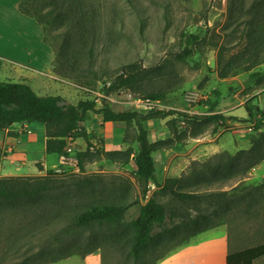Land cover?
<instances>
[{
  "label": "trees",
  "instance_id": "16d2710c",
  "mask_svg": "<svg viewBox=\"0 0 264 264\" xmlns=\"http://www.w3.org/2000/svg\"><path fill=\"white\" fill-rule=\"evenodd\" d=\"M20 15L36 22L42 32V40H57L75 33L72 45L64 40L53 53L55 72L68 79H86L96 77V58L98 42L103 38L97 31L100 29L101 13L95 0H20L17 5ZM227 22L222 38L214 33L185 35L182 50L175 58L182 62L200 52V47L208 45L216 50V73L219 79H226L238 70L250 73L264 64V0H228ZM60 31V32H59ZM58 32V33H57ZM57 34V35H56ZM53 35V38H50ZM221 39V42L218 41ZM65 61V62H63ZM66 65H64V64ZM145 71L134 73L125 71L114 79L106 89V94L121 88H132L145 78ZM143 76V77H142ZM245 86L263 87L264 70L251 72ZM151 101H159L163 94L146 95ZM208 112L212 113L216 103H205ZM248 116L256 119L255 128L264 127V109L245 106ZM101 116V125L109 123L124 124L123 144L136 145L133 155L135 170L129 177L120 175H77L74 173L55 174L49 172L40 177H7L0 178V229L14 222L15 231H9L12 246L21 252L14 264H55L72 256L84 258L97 253L98 246L90 245L83 250L86 241L76 237L79 231H88L96 226L111 225L113 233L125 235L121 247L130 245L132 254L144 258L138 253L158 236L154 229H161L166 222L173 221V215L158 202L163 194L168 193L179 203L199 202L208 190L223 188L232 181H241L256 166L264 161V132L250 139V149L239 151L233 156L226 152L216 154L212 160L193 163L187 173L179 177L166 178L160 183L156 177L153 155L162 150H172L176 146L186 145L189 140H197L205 126L225 124L227 119L219 114L205 117H188L173 111L151 110L145 114L136 110L114 112L103 104L96 107L93 101L80 100L76 104L68 103L60 96H39L25 83L0 82V131L9 130L16 123H39L44 128L46 154L64 156L69 141L82 139L84 150L75 153L76 168L84 173L88 165L101 159L121 166L129 163L132 149L125 151H106L97 144L89 142L84 128L92 115ZM184 119L192 125L191 133L183 135L174 121H167L168 136L152 141L149 138L147 123L172 117ZM169 120V119H168ZM234 120V119H229ZM130 129L134 130L129 136ZM212 130L211 135H214ZM7 136H12L7 132ZM156 188L151 197L145 200L149 187ZM138 189V197L135 196ZM264 187L254 188L241 193L239 198L247 209L251 208L254 198H263ZM246 190V189H242ZM227 192H217L214 197L226 196ZM230 194V192H229ZM141 201L144 203L141 204ZM221 204V203H220ZM132 210L136 215L132 218ZM129 217V231L122 230V220ZM206 219L199 215L192 222H182L173 230L164 231L173 234L174 243L164 253L154 259L156 264L172 250L186 244L190 238L217 226L197 225ZM192 228V229H190ZM181 233L184 237L176 240ZM42 239H44L42 241ZM102 242L107 243L105 235ZM42 241V242H41ZM35 243H40L35 249ZM159 247V245H157ZM155 248V247H154ZM154 249H149V254ZM264 256V244L238 252H231L225 264H252Z\"/></svg>",
  "mask_w": 264,
  "mask_h": 264
},
{
  "label": "rangeland",
  "instance_id": "374dc122",
  "mask_svg": "<svg viewBox=\"0 0 264 264\" xmlns=\"http://www.w3.org/2000/svg\"><path fill=\"white\" fill-rule=\"evenodd\" d=\"M95 5L101 13L100 29L97 33L103 37L97 45L95 65L97 78L90 76L86 79H68L59 76L54 69L53 53L55 54L62 40L68 35L57 40L46 38L47 42L44 43L40 27L27 17L21 18L25 22H19L15 18L14 27L8 29L15 30L14 44L5 45L0 42V54L12 56L10 60L0 57V82L7 80L18 83L29 80L36 87L40 80L45 79L39 74L43 73L52 76L46 78L50 85L58 87V90L48 93L66 94L73 104L80 100H89L98 108L106 104L114 112H121L136 110L131 105L136 99L151 101L146 95L160 93L163 94V98L157 101L155 110L173 111L188 117H205L212 114L225 117L227 119L225 124L205 126L202 138L189 140L186 145L172 149L171 153L175 155L173 161L179 159L174 164L178 161L181 163L180 168L183 170L181 174L187 173L193 163L210 161L216 154L226 152L233 156L239 151L250 149L251 137L264 132V127L255 128L256 119L248 116L245 106L248 104L250 107L264 109V86H245L244 83L251 72L264 70V64L250 73L238 70L226 79H219L216 73V50L208 45H203L200 52L182 62L175 58V54L182 50V39L185 35L202 37L204 34L214 33L222 38L228 17V0H95ZM5 18L7 17H2L0 22ZM4 23L6 26L9 24L8 21ZM1 36L5 38V34ZM74 36L75 33H70L64 43L72 45ZM50 38H53V35ZM220 42L221 39L218 43ZM211 60H214L213 69L209 67ZM46 64L49 65L45 68ZM129 70L134 73L145 71L143 76H146L137 80L132 88H121L106 94L107 84H111L116 77ZM207 101L216 103L212 113L208 112V106L205 105ZM166 119L174 121L178 131L183 135L191 133L192 125L186 120H178L176 116L174 120L172 117ZM249 126H253L250 133L247 131ZM155 127L157 128L156 125ZM214 129V135H211ZM133 133L134 130L130 129L128 135L131 136ZM128 148L132 149V153L126 165L121 166L101 159L86 166L84 173H79L73 166L74 174L120 175L130 178L136 145L124 144L123 151ZM259 165L240 182L232 181L223 188L204 192L203 197L209 194L213 196L202 198L199 202L179 203L168 193L163 194L158 202L168 214L174 216L173 221L166 222L161 229L153 230V235L158 237L144 250L138 252L144 254L143 259L140 254L136 256L130 252L129 244H125L126 248L118 244H121L125 235L123 237L121 234L113 233L111 229L114 227L111 225L79 231L76 237L86 241L83 250L91 248L90 245L99 247L97 253L100 255L101 264H153L154 259L174 243V240H171L173 234L167 235L164 231L173 230L182 222H192L199 215H205L206 219L197 227L223 226L228 235L231 252L262 245L264 199L254 198L252 207L247 209L244 202L248 197L238 196L247 190L264 187V177L257 178L258 173L264 176V161ZM157 174L158 181L162 180L161 170ZM154 191L156 188L150 186L145 200L149 199ZM261 191L264 193V189ZM217 192L227 193L226 196L216 199L214 195ZM251 193L253 196L258 194L255 190ZM135 196L138 197L136 188ZM142 203L144 201H141ZM136 213V210L131 211L132 218ZM129 220V217H125L121 222L125 233L130 230ZM15 228L17 226L14 219L13 223L9 220V224L0 229V264H14L21 255V252L11 245L12 240L9 238V231H15ZM102 235L108 239L107 243L102 242ZM176 235L179 237L176 240L184 237L181 233ZM38 245L40 243H35L33 248L36 249ZM149 249L154 250L149 254ZM76 263H80V260L74 257L57 264Z\"/></svg>",
  "mask_w": 264,
  "mask_h": 264
},
{
  "label": "crops",
  "instance_id": "0c3cea01",
  "mask_svg": "<svg viewBox=\"0 0 264 264\" xmlns=\"http://www.w3.org/2000/svg\"><path fill=\"white\" fill-rule=\"evenodd\" d=\"M19 1L20 0H0V19L2 17H7L0 22V42H3L5 45L15 43V30H8L14 27L15 18L19 22H25L21 18H27L20 15L17 11L16 4ZM5 21L9 22L8 26L5 25ZM3 26H5V29ZM4 34L5 38H2L1 35L4 36ZM6 55L0 54V57L9 60L12 58V56ZM48 65L49 64H46L45 68ZM39 74L45 77V79H43V81L40 80L38 83L39 85L37 84L36 87H34V83L29 80H22L18 83L27 84L33 92L39 96H60L68 103L73 104L68 100L66 94H60L59 92L55 94L48 93V91L52 92V90H58V87H53V85H50L46 79L47 77L52 78V76H46L43 73ZM101 119L102 118L99 114H94L91 116L90 120L84 124L89 142L97 144L98 142L96 143V141L101 140L100 147L104 150L123 151L124 144L122 143V137L125 128L124 124L109 123L102 126ZM167 120L168 119H164L163 121L157 120L159 123L155 121H149L147 123L149 138L152 141L164 139L168 136L165 127ZM7 132H10L12 136H7ZM98 138L100 139L98 140ZM44 144V128L39 123L12 125L9 130L0 131V178L40 177L49 172H54L57 169L64 170V173H75L73 170L74 162H76L74 155L77 151L84 150L85 148V143L82 139L71 141L73 153L64 156L46 154ZM171 152L172 150H162L153 155L156 176L161 170L162 180L159 179L160 183H163L164 179L167 177H178L183 171L180 168V161H178L177 164H174V162L179 159L173 161L175 155ZM131 168L132 171L135 170L134 162ZM254 172H256V170ZM260 174L261 173L257 174V178L264 177ZM229 250L230 245L227 232L223 226H217L190 238L186 244L172 250L156 264H225ZM74 257L77 256H72L65 260L69 261ZM77 258L80 260V263L76 264H101L99 253H93L84 258ZM252 264H264V256L253 261Z\"/></svg>",
  "mask_w": 264,
  "mask_h": 264
},
{
  "label": "built area",
  "instance_id": "2783aa9c",
  "mask_svg": "<svg viewBox=\"0 0 264 264\" xmlns=\"http://www.w3.org/2000/svg\"><path fill=\"white\" fill-rule=\"evenodd\" d=\"M109 86V84H107ZM158 104L157 101H149V100H134L131 105L138 111V112H141L143 114L155 109V106ZM231 127L235 126V125H230ZM247 131L250 133L252 132V128L253 126H249L247 127ZM66 154L67 155H71L73 153V146L71 144V141L68 142V145L66 147ZM74 166H76V162H74ZM53 173L55 174H61V173H64V170L62 169H57L55 170Z\"/></svg>",
  "mask_w": 264,
  "mask_h": 264
},
{
  "label": "water",
  "instance_id": "95a60500",
  "mask_svg": "<svg viewBox=\"0 0 264 264\" xmlns=\"http://www.w3.org/2000/svg\"><path fill=\"white\" fill-rule=\"evenodd\" d=\"M214 66H215V65H214V60H211V62H210V64H209V67L213 69ZM24 124H25V123H22V125H24ZM13 125L15 126V125H17V124L14 123ZM116 166H118V165L116 164Z\"/></svg>",
  "mask_w": 264,
  "mask_h": 264
}]
</instances>
